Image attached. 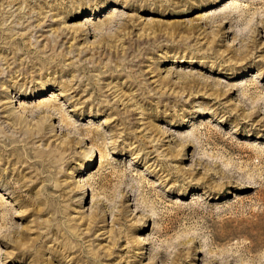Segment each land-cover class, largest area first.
<instances>
[{
  "label": "rangeland",
  "instance_id": "obj_1",
  "mask_svg": "<svg viewBox=\"0 0 264 264\" xmlns=\"http://www.w3.org/2000/svg\"><path fill=\"white\" fill-rule=\"evenodd\" d=\"M0 194V264H264V0H0Z\"/></svg>",
  "mask_w": 264,
  "mask_h": 264
},
{
  "label": "bare ground",
  "instance_id": "obj_2",
  "mask_svg": "<svg viewBox=\"0 0 264 264\" xmlns=\"http://www.w3.org/2000/svg\"><path fill=\"white\" fill-rule=\"evenodd\" d=\"M111 19H112V18H111ZM111 19H110V20H111ZM59 92H60V91H59ZM59 92H58V93H59ZM54 93H55V92H54ZM62 94H63V92H62ZM63 95H64V94H63ZM55 96H57V95H55ZM58 97H59V96H58ZM53 104H54V103H52V101H48V102L42 103V109L45 110V109H49L50 107L52 108V107H53ZM40 105H41V104H40ZM54 107H55V106H54ZM54 107H53V108H54ZM51 108H50V109H51ZM36 134H37V133H36ZM10 137H11V136H10ZM107 142H108V140H107ZM110 142H112V141H110ZM110 142H109V143H110ZM106 145H108V144H106ZM108 146H109V145H108ZM108 146H106V147H108ZM102 147H103V146H102ZM98 149H99V148H98ZM106 149H107V148H105L104 150H106ZM15 150H16V148H15ZM100 150H101V149H100ZM102 150H103V149H102ZM102 150H101V151H102ZM99 152H100V151H99ZM103 152H105V151H103ZM91 153H92V152H91ZM105 153H106V152H105ZM89 161H90V157H88L87 162H89ZM2 196H3V195H2ZM0 197H1V194H0Z\"/></svg>",
  "mask_w": 264,
  "mask_h": 264
}]
</instances>
